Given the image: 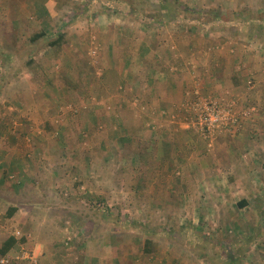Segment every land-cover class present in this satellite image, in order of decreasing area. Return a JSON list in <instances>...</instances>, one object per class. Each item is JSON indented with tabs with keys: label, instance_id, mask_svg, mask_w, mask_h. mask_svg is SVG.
Here are the masks:
<instances>
[{
	"label": "rangeland",
	"instance_id": "1",
	"mask_svg": "<svg viewBox=\"0 0 264 264\" xmlns=\"http://www.w3.org/2000/svg\"><path fill=\"white\" fill-rule=\"evenodd\" d=\"M255 63L264 68V0H0V75L31 74L17 94L28 105L10 108L6 90L1 116L32 115L10 131L37 173L50 170L36 184L52 188L33 197L36 223L7 231L8 252L35 250L39 264H264V191L238 208L236 191L221 201L214 172L264 167V152L230 159L223 140L264 114ZM181 80L190 86L175 92ZM212 103L255 109L208 132Z\"/></svg>",
	"mask_w": 264,
	"mask_h": 264
},
{
	"label": "crops",
	"instance_id": "2",
	"mask_svg": "<svg viewBox=\"0 0 264 264\" xmlns=\"http://www.w3.org/2000/svg\"><path fill=\"white\" fill-rule=\"evenodd\" d=\"M257 9L259 13L262 11V9L259 7ZM30 46L32 45H29V47ZM260 67L261 66L258 67L256 63L253 65V67H251V70L257 71L252 76L257 81L256 82L258 84L257 89L261 85L264 86V68H260ZM23 75L24 76L20 74L17 77H14L12 75L13 79L9 81H5V79H3L2 74L0 75V104L1 102L2 103L5 102V95L3 97L5 91L11 90L6 94H11L9 99L10 101L14 102V99L16 101L14 102L15 105L10 108H16L19 111L25 109V107L28 105V101L23 100L22 103H20L17 94L22 85L31 84V81L28 78L30 77L31 74L30 72H24ZM248 76L249 75H247V77ZM236 77H238V79L240 78L243 79L244 74H240V72H237ZM36 79L37 78H35V80ZM178 84L180 86H178ZM176 85L177 88L175 87L176 88L175 92H181L183 91V89L186 88V86H190V85H186L184 87L183 80L177 82ZM30 92L31 93L38 92L39 95H44L45 89L41 86L33 85L30 86ZM161 93L163 94L162 96L164 97V100H167L166 99L167 92L162 91ZM173 100L174 103H178L179 101L175 99V97H173ZM35 104L36 105L33 108L40 109V107H37L38 104L37 103ZM44 108L45 107H41V110L43 112L45 111ZM1 111L2 110L0 105V123H5V125L8 128V130H6L5 133H7V131L12 130L13 125H14L13 127L16 128L17 130L18 127L22 126L28 128L29 126L33 125V122L35 124V120L32 117V115L23 114L17 111V113H10L8 116L5 117V116H1ZM244 129H246V131L244 132L241 131L242 133H239L237 135L225 136L223 140L225 147H227V150H225L226 155L230 159H232L235 157H239L243 153H247L246 158H250L252 161L255 158L259 160V158H261V155L263 154L262 152H264V114H259L256 117L254 116V119L247 120L245 122ZM5 133L0 131V254H4L2 252V248L6 241H8L9 239H14L15 240L14 242H16L15 235L14 236L8 235L7 231L9 229H13V231L18 232L20 229V223L21 224L28 223V225H30L36 223L35 222L36 219L40 217V215L36 216L35 213H33V211L30 212V207L36 206L35 205L36 201L35 199H33V197L39 199L40 196L39 194L41 190L42 193L44 191L48 195L49 191H51L50 189H52L51 187H49V185L45 186V184L44 185L42 184L41 188H39V186L36 184L35 180L39 177L38 175H40L41 180H44L45 183L46 182L45 179L48 178L50 170H38L41 171L39 173H37L36 170H34V167L37 168L35 164L36 162L35 161L30 162L26 158V156L29 155L28 152L29 147L27 145V140L20 139L18 133L14 131L11 132L12 134H5ZM245 146L249 148L248 151L246 149L242 150V148H245ZM31 164L33 165L31 166ZM261 168L263 170H261ZM261 168L260 167L258 168V165H256L255 167H252L250 165L248 168L249 171L247 172L249 176L246 179H244L236 172L234 174H231L232 169L230 168H225V169L219 168L214 170V172L218 171V173H216L215 176H217V174L220 175L219 177L220 179L216 178L215 181L220 184L219 190L221 191L220 195L222 196L221 201L228 200L229 193L231 194L234 191H236L235 193L236 195L237 193H240L241 195V198H239L238 201L236 202L238 208H246L249 205H251V203L254 202L253 200H256L255 198L258 197L257 191L259 192L264 191V187H263L264 167ZM90 172H94V169L91 168ZM243 179L244 181H249V182L243 183L242 182ZM205 185L209 189H212L210 186L211 184L205 182ZM242 185H243V189H241ZM248 185H250V188ZM27 189L33 192L31 193L30 196H28V193L26 192ZM242 191H246L247 194L246 193L243 194ZM26 206L29 207L27 211H26ZM11 209L13 210V213L11 216H8L7 213ZM19 216L20 218L21 217L23 218H21L20 220ZM35 233H34V237L36 240L34 242L38 244V246L40 247L41 243L39 242V239L37 238ZM2 242L3 244L1 246ZM13 244L11 245V247L13 246ZM9 249L6 252H8ZM45 249L47 251V248ZM43 253H45V250ZM41 264H48L46 255L43 256L41 260Z\"/></svg>",
	"mask_w": 264,
	"mask_h": 264
},
{
	"label": "built area",
	"instance_id": "3",
	"mask_svg": "<svg viewBox=\"0 0 264 264\" xmlns=\"http://www.w3.org/2000/svg\"><path fill=\"white\" fill-rule=\"evenodd\" d=\"M252 107L239 111L233 105L220 106L212 103L206 108L205 114L201 116V125L208 132L221 127H241L242 120L251 117V111L255 109V106ZM16 235H20V231ZM0 264H39V259L35 250L22 247L20 251L6 252L2 255Z\"/></svg>",
	"mask_w": 264,
	"mask_h": 264
},
{
	"label": "trees",
	"instance_id": "4",
	"mask_svg": "<svg viewBox=\"0 0 264 264\" xmlns=\"http://www.w3.org/2000/svg\"><path fill=\"white\" fill-rule=\"evenodd\" d=\"M12 213H13V210L11 209L8 211L7 215L11 216ZM14 241H15L14 239H9L8 241H6L3 245L2 252L6 253V251L11 247V245L14 243Z\"/></svg>",
	"mask_w": 264,
	"mask_h": 264
}]
</instances>
